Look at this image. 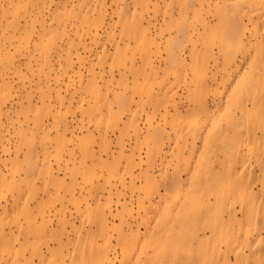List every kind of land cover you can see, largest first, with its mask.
<instances>
[{"label": "rangeland", "instance_id": "obj_1", "mask_svg": "<svg viewBox=\"0 0 264 264\" xmlns=\"http://www.w3.org/2000/svg\"><path fill=\"white\" fill-rule=\"evenodd\" d=\"M79 3L24 0L17 15L6 12L11 23L27 10L32 29H6L0 15V184L16 185L0 190V264L13 250H19L15 264H70L72 244L98 231L106 239L95 235V255L108 246L119 264L116 243L130 237L136 221L140 233L147 232L138 241L140 257L170 251L143 264H264V0H189L185 9L150 0L141 15L139 0H127L128 21L137 16L147 29L139 41L131 34L137 26L117 23L119 2L101 0L105 12L95 37L81 23ZM0 8L6 10L8 0H0ZM184 13L190 41L170 67L171 91H135L133 77L142 81L147 72L139 54L158 50L151 61L161 75L168 31L161 36L158 28L163 16ZM55 20L65 30L58 56L38 38L41 25L55 29ZM192 48L206 60L200 87L189 74L174 82ZM130 62L135 73L127 69ZM120 74L127 84L121 107L115 89H104V79L116 82ZM94 78L103 92L99 103L90 96ZM165 95L166 106L160 103ZM129 158L135 166L126 165ZM170 177L189 192L212 188L216 202L209 196L210 206L174 216L152 235L146 215H160L163 201L151 197L169 196L162 186ZM99 216L108 219L104 227ZM59 247L61 255L51 251ZM135 257L128 255L127 264Z\"/></svg>", "mask_w": 264, "mask_h": 264}, {"label": "bare ground", "instance_id": "obj_2", "mask_svg": "<svg viewBox=\"0 0 264 264\" xmlns=\"http://www.w3.org/2000/svg\"><path fill=\"white\" fill-rule=\"evenodd\" d=\"M31 1V0H30ZM103 1V0H102ZM165 1V0H163ZM168 5H172L173 3H177L179 6H183V9L186 8V3L189 0H167ZM115 2H119L118 5H114V12L117 13L119 12V16L117 17V23H119L120 26L123 27H130L133 25L134 27H138L136 31L137 34L135 35L133 32L132 37L139 41L141 38H145V32L146 28L141 25L139 17L136 16L134 19H130L128 21L129 17V8L127 6V0H115ZM24 0H8V8L6 10L0 8V15L2 18L5 17V14L7 11L13 15H17L22 8H24ZM113 3V1H112ZM140 3V13L145 11L149 4L150 0H139ZM80 8L82 10V15H81V23L82 25L88 24L90 27L89 30V35L92 33L93 37L96 36L97 28L98 26L102 23V18H103V13L105 10H103V5H101V0H80ZM188 5V3H187ZM24 10V9H23ZM92 11V12H91ZM94 12L96 14V18H94ZM135 15H137L135 13ZM21 19L23 21V24L21 23ZM5 20V28H11L15 29L19 28L20 26H26L29 25L28 27L32 29V18L30 15V12H27V10L24 11L23 16L19 17L17 21L15 20L14 22L8 23L7 18H4ZM56 22V27L55 29H51V27H46L44 25H41L40 31H39V45L44 49L47 50L48 54L49 53H55L57 56L59 55L56 47V42L58 39H62L63 35H65V30L64 27H62V23L60 21L55 20ZM163 24L159 26L158 28V35H163L165 31H168L167 33V38H166V46L165 50H167L166 54V60L163 63V68L161 71V75L158 74V72L153 69L151 57L152 55H156V51H148L145 53L139 54L140 58L144 61L143 65L146 67L147 72L145 77H143L142 81L137 79V76L133 77V82H132V87L135 89V91H140L143 90L144 88H153L154 86H157L158 89L161 90H170L171 87L170 84L173 83L169 79L170 75V67L176 64L179 60V54L178 52H183L184 50H187L185 43L187 41H190V35H189V22L187 19V15L180 14L178 18L173 19L171 16H163ZM91 22V23H90ZM7 29V28H6ZM128 33V32H127ZM3 34V30L0 29V35ZM1 47V46H0ZM187 56L190 58V62L188 64H184L181 69V73L178 75H174V82H184L186 77H188V74L190 76V81L196 85L197 87L201 86V82L197 80V77L201 75L202 73H205L207 71V65H206V60L201 56L200 51L195 50V48H192L191 50L187 51ZM116 63L118 65L123 66L126 65V59L122 57V55H117L116 56ZM129 66H127V69L131 73H135V67L133 64L130 62L128 63ZM8 68H5L1 74L2 75H7V70ZM5 70H7L5 72ZM159 76V77H158ZM195 78V80H194ZM213 80H216V77L212 75ZM3 82L5 81V78H2ZM95 78L93 79V85L91 87V98H96L97 103H99V99L103 98V92L97 87L95 83ZM92 81V80H91ZM92 83V82H91ZM114 83V86L111 88L109 86ZM127 87V84L125 83V77L124 74H120L119 79L114 82V81H108L104 79V89L109 90V89H115L113 93V99L119 103V107H121L124 102L125 98L122 95V90H124ZM48 89L45 91L43 96L50 92L52 90L50 87H47ZM56 94H58V90L56 88H53ZM47 95H45L46 97ZM169 100V97L165 95L160 101V103L164 104L165 106L168 104L166 103ZM97 103L90 109L89 114L95 113L97 110L95 109ZM202 103H198L196 106H201ZM106 111V114L110 112V110L107 108H104ZM87 113V114H88ZM132 123V122H131ZM133 124V123H132ZM197 131L193 132V136L196 135ZM184 132L179 135V137L184 138ZM178 147V153L177 155H180L183 153V150L185 148V141L181 145L177 146ZM159 151H157V155ZM126 165L128 167H133L135 166V159L134 158H129L126 161ZM92 176L91 174L87 175V180H91ZM16 185L12 184H0V190L5 189L7 191L11 190V188H15ZM165 189L166 194H168V197L161 196L158 192L151 197L152 202L155 201V198H158L159 201H163V204L160 207V215H146L148 216V224L150 226L145 227L146 231L147 229L151 231L152 235L162 233L165 230V227L167 228L172 221L174 216L177 215H185L186 212L190 209L196 208L197 210L203 208L204 206H210L211 205V198L209 196L213 197V201L216 202V197H215V190L212 188H207L201 191H188L187 186L184 183H181L178 179L170 177L168 180H166L165 183H163L162 186ZM179 190L183 191L185 193V196L183 198H175L177 195H174V193L179 192ZM94 194H97V191L95 190ZM209 194V195H206ZM92 195V194H91ZM206 195L207 198L204 196ZM174 197V198H173ZM151 203V201L149 202ZM84 216V215H82ZM245 216H251V215H245ZM109 217H113V215H109ZM119 218L120 224H123L122 217L117 215ZM108 222L107 217L104 216H99L98 217V223L99 225H102L104 227L105 223ZM139 222H135V230L131 234L129 238H125L124 240L121 239L116 243L117 248L119 249V257H120V263L119 264H127V256L131 254H135L136 257L134 261L131 264H143L148 261H161L167 258L169 256L170 251L161 252L157 253L156 255L149 257V256H141V249L139 247V239L144 236L147 232L140 233L139 230ZM101 227V229H103ZM100 234L103 239H106L105 234L103 232L98 231L95 233H88L86 234L82 239H80L77 242H74L72 244V252L71 254H76V256L72 257L70 264H114L115 258L110 257V248L108 246L106 249H104L101 253L98 255H95L96 253L92 250L93 246V238L95 235ZM1 241H5L4 237L1 239ZM62 244L60 243V246ZM8 251H11L10 248H7ZM55 249H52L51 251L59 253L60 255L63 253V251L60 250V247L54 251ZM59 250V251H58ZM115 250V249H114ZM19 258V250H13L10 252V256L6 257L4 264H15L17 259Z\"/></svg>", "mask_w": 264, "mask_h": 264}]
</instances>
